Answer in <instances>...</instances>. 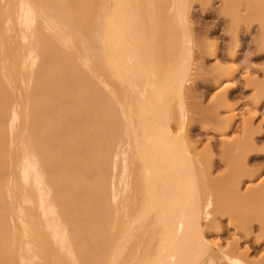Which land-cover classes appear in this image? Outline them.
Masks as SVG:
<instances>
[{"label": "rangeland", "instance_id": "374dc122", "mask_svg": "<svg viewBox=\"0 0 264 264\" xmlns=\"http://www.w3.org/2000/svg\"><path fill=\"white\" fill-rule=\"evenodd\" d=\"M17 1L19 3V0H0V8H1V23H2L1 27H2L3 38L6 41V39L10 37L6 41V43L8 44L6 49L9 54L14 56L15 62H17L18 76L23 78V80H20L18 78V83L16 85L17 86L16 95L17 97L19 96L22 97L27 92V83H28L27 77H29V74L32 70L31 68L32 61L27 59V56H26L27 51L24 50V43L21 41V39L20 40L18 39L19 27L17 23V17H18L17 13L19 12V10L17 8V5H18ZM70 1L72 2V5L70 8L75 10L74 14H76L77 22L79 21L81 23V25H79L80 23H78L79 27L83 26L84 29L81 27V30L86 35L87 33L90 35L91 34L90 30L85 29L84 21L88 25L90 24L89 26H91L92 23L94 26L93 20L96 18V16L101 14L100 12H102L101 10H103L104 5H106L107 0L106 1L104 0V2L103 0H96V1L68 0V2ZM101 1H102L101 4L103 6L99 4ZM170 1L166 0V2L167 3L169 2V4H167L165 1L161 4L158 3L157 7L160 8L163 6V8L167 11L166 12L163 9V12L164 13L166 12L165 14L167 15L168 13L169 15L165 16V14L162 12L161 13L162 17H160L161 16L160 14L158 18V19H161L162 22L157 21L158 19L156 20L157 22H155L157 26L160 25L161 27H163L162 25H164L163 27L164 30L161 29L160 26H158L160 30H155V33L157 35V36L155 35V38H157L158 40L161 39L159 40V42L162 41V43L158 45L160 49L158 51L159 53L157 54L160 56L159 62L163 61V63L164 62L166 63V56L164 54L165 52L166 54L168 53L167 47H166L167 46L166 41L168 42L167 39H169L171 31L173 29H177L176 28L177 21L173 19V13L170 12V9H169L171 5ZM235 1H237L235 2L236 7L238 6L237 9L238 10L241 9V10L239 11L240 12V20H239L240 22L236 21L234 23L233 22L234 20H232L233 17L225 13V8L228 6L226 4L228 3L227 1L225 0H191V5H189L190 9L188 12V24L190 26L189 31L192 33L191 35L192 44L190 43L191 44V53H190L191 67H190L189 74L187 76L188 82L186 85L185 95L183 97V100H184L183 104H184V107L186 108L185 114L187 115H184L186 117L184 116L182 117L179 114V109L177 108V106H175L176 104L172 105L173 116H174V121L172 125L176 131L178 132L184 131L183 133H185L186 135L188 134L187 137L190 140L191 145L195 148L196 151L198 150L197 153H200L201 158H203L207 164V167H208L207 170L209 173L208 177L211 180L216 181L217 187L214 193L216 194L215 197L217 196V198H219V202H218L219 204L216 208H214L211 221L207 222V225L209 226L205 227L206 240L208 242H215V243L220 244L221 246H223V250L225 251H234L237 257L244 258L253 264H264V37L262 36L261 18L259 16L257 15L247 16V17L245 16V18L242 19L243 18L242 16H244L247 12V7H249V2L253 3V1L251 0H235ZM259 1L261 2V5H264V0H259ZM165 4L168 5L167 6L168 10L166 9ZM189 4H190V1H189ZM91 6L93 9L92 11H89ZM52 7H54V5ZM99 8L101 10H97V12H94L96 11V9H99ZM93 12L96 14L94 15V19H92L93 15L91 14ZM2 13L4 14V16ZM55 13L60 16H62V14L64 15L63 12L62 14H60L57 11H55ZM7 15L9 16V19H11V21H9L11 23H8ZM164 18L166 19L165 21H164ZM91 20H92V23H91ZM169 20L171 24H168L167 26L170 28H173L171 31H167V30H170V28L167 29L165 26L166 21L167 23H170ZM163 21H164V24H163ZM56 22L58 23L57 20ZM238 22L239 24H236ZM35 25H36V28L40 30L43 37L45 36L43 38L44 44L47 42L45 44L46 45V48L44 49L45 52L43 51L44 53L43 57L46 60L45 62H47L48 60L49 62L44 63V59H42L43 61L41 60L40 64L43 65V68L41 70L44 72L43 76L45 77L44 78L42 76V83L43 82L45 83L43 84L44 85L43 88L46 89V91L50 95H48V93L46 92L42 93L43 94L42 100L48 101L49 99V103L47 101L46 102L41 101L43 104V107H42L43 111L42 110L41 112L39 111L40 114H38L39 112H37L38 114L37 118H40V119H37V118L35 119V116L31 115L32 113L34 114L36 112V111L34 112L33 110L34 107L32 108L31 106L30 115L32 116V119L36 121V124L37 123L39 124L38 126H36L39 128H36V127L35 128L37 130L38 129L41 131L43 130L42 134L40 133L39 130H38L39 132L35 130L34 125L36 124H34L35 123L34 120H33L34 121L33 123V121L30 119L32 122L29 123V124L32 123L31 126L34 129L30 127V125L28 126V128L30 127L29 129L31 131L33 129L32 133L36 132L37 133L36 135L39 137L37 138V136L34 135L35 133L32 134L31 131H29L30 135H34L36 137V138L33 137L34 141H36L35 139L37 140L40 139L42 135L47 134L48 131L51 132V129L55 130V131L53 130L54 136H52L53 132H51V134L49 135L47 134V136L45 135L46 136L45 141L48 139V142L47 141L43 142L42 141L43 139L39 140L41 143H43L42 146L44 145L45 148H46V145L47 147L50 146L48 148L50 150V154L48 153L49 152L48 149H47L48 152L45 150L46 153H48V155L46 153L45 154L48 156L49 159L47 158L46 155L43 156V153H41V152H45L41 148L43 149L45 148L41 146V143L39 144V141H36L37 144L36 142H33L30 145L31 146L30 148H32V150L34 149V150L39 151L40 155H42L41 158L44 157L42 158L43 162L45 159H47L45 161L46 162L45 165L47 166L46 169L48 170L49 173L47 172L48 176H46V178L49 177L53 179V180L50 179L49 181H48L49 178L46 179L47 186L48 187L51 186L52 188L50 189L51 192L50 190L47 192L49 193V195L47 194V199L48 197L49 198L51 197L53 200L52 201L50 199L51 205H52V202H54L53 204L56 208H54V206H52V208L49 206L50 200H48L49 205H45V206H47V208L50 207L51 210H53V208L54 210L56 209L55 210L56 213L54 211H51L49 208V210L51 211V216H48V217L54 218V215H56L60 219L63 217L62 222L66 224L67 226L68 232H69L68 234L70 236L71 234L73 235L71 236V239L74 245L76 246V249H78L81 252L80 260L82 264H109L111 248H112L110 245L114 243L113 239H115L114 236L116 234L114 229L110 228V226L113 225V224L111 225V223H113L115 219L114 217L115 212H113L115 211V208L111 206L110 198H109L110 196V176H113V174L114 176L115 175L120 176L121 175L120 172L123 169L122 165L119 164V169H118L119 172L117 170H114L113 163L115 164V161L113 159L114 156L112 155H114L113 152H115V147H116L115 143H117L115 141H117L118 134L120 135V129L122 133L127 128V121H126V117L124 114L123 104L120 100H118L121 96L117 97L116 95H114L113 92L117 91V86L116 88L114 87L115 90L113 89L114 90L113 91L110 88L111 84L109 87L104 77H102V75L98 73L97 69H95V66H93L94 69L91 67L92 64L89 63L85 57L84 59L83 55H81L80 53L76 54L75 53L76 50L74 51V49L68 46L66 47L63 42L61 44V42L58 39H56V37H54L55 33L54 32L52 33V31H50L48 28H47L48 30L45 28L44 22L41 18L36 21ZM169 25H172V26H169ZM158 27L156 29H159ZM167 32H169V35ZM159 33H160V36L158 35ZM164 33H167V35H164ZM12 34L13 35L17 34V35L16 37L14 35L13 37L14 39L12 38L11 40ZM164 37L166 39H164ZM45 38H47L48 41L47 39L45 40ZM11 41L13 42V44H10ZM48 42H49V47H48ZM50 45H52L53 47ZM51 48H53L54 50L52 51ZM70 49H72L71 50L72 52H69ZM61 53L63 54V56ZM54 55L56 56L55 59L53 57ZM50 57H52V60H53L52 62L56 68L55 67L53 68L54 66L53 64L51 65L52 62H50L51 61ZM65 61L67 62L65 63ZM161 62L159 64L163 65V63ZM45 64L48 66H45ZM41 65H38L39 69L36 67L37 71H40ZM27 68L30 70V72L27 71ZM47 68L54 69V71L51 70L50 72H53L52 73L54 75L53 77L57 82L53 81L54 79L51 76L52 74L48 72L49 70L47 71ZM24 69L26 70L24 71ZM63 71L65 75H62L64 74ZM25 72L26 73L28 72V73L26 74ZM21 74L25 75L24 76L25 78ZM45 75L46 76L49 75L50 77L49 76L46 77ZM71 75L75 83L73 82V80H71ZM43 78L45 79V81L43 80ZM66 80H67V83H66ZM59 82H61L60 85H59ZM65 84H66V87L64 88ZM50 85L52 86V90L53 88H55L54 90L57 94L54 92V90L52 91L50 89L51 88ZM5 87L7 91L8 90L10 91V89L7 86ZM112 88H113V85H112ZM58 90H61V92L60 91L58 92ZM75 90H77V92ZM51 91L53 93V96L59 97V98L57 97L58 99L55 98L57 101L51 95ZM71 93L74 96V98L70 96ZM13 96H14V93H12L11 91L9 97L11 99L10 104H12V107L15 102L17 103L16 101L17 98L15 99V96L14 97ZM61 97L63 98L61 99ZM24 99L22 101H24ZM59 99L61 100L59 101ZM50 102L52 105H49ZM77 103H79V105ZM50 108H52L53 110L51 111V114L54 115V116L51 115V117L49 116L50 110L48 111V109ZM64 108L66 112L63 110ZM11 110L8 111L7 116L9 118H11L10 116L12 115ZM75 110H77V112ZM54 112H56V114ZM46 113L48 116L45 115ZM41 115H42V119L44 118V116L48 117L49 119L45 118L46 120L42 121L40 117ZM77 116H80V117H77ZM9 118H7V120L10 121ZM80 118L81 120L84 121V123L83 121L80 120ZM18 119L15 121V124L19 128L22 123V119L21 118L19 119V123H18ZM63 119L65 122L64 125L63 123H61L63 122L62 121ZM182 119L183 120L186 119V121H183ZM37 120H40L39 121L40 123ZM47 120H50V122ZM45 121H46V124L52 123L51 129L48 128L51 126L48 124L46 125ZM182 122L185 123V126ZM79 123L81 125H79ZM83 124L85 125L82 126ZM116 124H118V126L120 127H118ZM40 125L42 129L40 128ZM45 125L46 127L44 128ZM116 126L118 129L116 128ZM113 127L115 128L114 130H113ZM3 129H5V136H4L5 146L3 148L4 150L3 152H5V154L3 155L4 156L3 159L5 162L8 163V164L6 163L8 168H7V172L5 176L2 177V186L0 190V193H3L4 195L6 194L8 196L7 197L5 195L7 198L6 199L3 194H0V197H1L0 198V201H1L0 211H2L0 212V224L1 223L4 224L0 228V237H1L0 240L2 241L0 242V248H1L0 254L4 258V263L6 262L7 264L8 262V264H11L12 262L10 261L13 259L12 260L13 264H15V260H14L15 257L16 258L19 257L18 259L22 258L21 259L22 261L20 260L22 264H74V262L71 259V255L67 252V250L65 248L61 249L62 247H60L61 245L59 243L56 244L57 241L52 235V232H50V230H48L47 232V228L44 229V227H47V224L46 223L42 224L44 223V219H42L41 216L39 215L41 213L37 212L41 208L39 207V205H37L35 198L32 196L34 195L37 198L38 195H36V193H33L32 190H31L32 193L28 191L29 193L28 194L26 191V192H23V195H21L22 191H18V195L15 194L14 199L12 195L11 196L9 195L10 194L8 190L9 189L8 179L10 177L8 175L10 173L9 167H11L10 164L12 160H15L16 158L14 159V157L12 156L11 147H9L11 144L10 142L12 140V136L9 137V134H11L10 126L6 124ZM8 130L10 131L8 132ZM107 132H109V134L111 133V135H108ZM113 132L116 134L113 135ZM48 136H52V137L47 138ZM108 137L111 138V140L108 139ZM51 138H53V140ZM52 142L55 143V145L53 144L54 146L50 145L52 144ZM81 142H83V144ZM111 143H113L112 144L113 146H111ZM80 145L82 147H80ZM108 145L111 147H109ZM65 146L68 148H66ZM61 148H63L64 151H62ZM79 148L81 149V153H79L80 152ZM6 149L7 151H5ZM68 150L70 151L73 150V152H69ZM65 151L67 152V154ZM62 152L63 153L65 152L64 153L65 156L63 155ZM60 154L63 157L62 159L60 158ZM70 156L72 157L70 158ZM76 156H77V159H76ZM8 157H10V159ZM51 158L55 161V163ZM72 159H74L73 160L74 162H71ZM9 160H11V162ZM48 160L50 162V166L53 169V171H51L52 169L49 166ZM77 162L79 165H77ZM75 163L77 165V169L75 167L76 166ZM53 164L54 165L57 164V165L53 166ZM70 164H71V167H73V170L75 171L72 170V168L70 167ZM102 164L105 167L103 172H101ZM60 165H61V168L64 170L60 168ZM57 167L61 169L60 174H62L63 172L67 173V176H62L64 178V181L61 175L58 176L57 172H59V169ZM54 169L55 170L58 169V170L55 171ZM77 170L79 172V176H77L78 174ZM54 172L57 176L54 175ZM68 172L72 174V176H70ZM95 172H96V175H95ZM75 173L77 174L75 175ZM50 174H53L55 178L51 176ZM127 176H135V175H133L132 172H128ZM57 177L58 179L60 178L59 179L60 181L57 179ZM94 177L97 179H94ZM107 177L109 178L108 180L109 183L107 181L108 179ZM80 180L82 181L81 183L84 184V186L81 185L83 189L80 186L81 189L78 190L79 189L78 185H80ZM92 181L94 183H92ZM50 182L52 185L49 184ZM57 182L59 183V185ZM89 183L92 184V188H90L91 186ZM76 184H77V187H76ZM53 185L54 186L56 185L57 187L56 188L54 187L53 189ZM58 188H60L61 191ZM56 191L58 192L57 194H56ZM79 191L83 195H85L84 200H82L83 196L81 197L82 194ZM91 191L93 192V195ZM34 192H36V190H34ZM52 193L57 195L59 204H57L56 202L57 201L56 196ZM20 195L23 199L22 198L20 199ZM2 196L4 198H2ZM53 196L55 197V199ZM91 196H93V199L90 198ZM10 198L12 199L13 205H11ZM29 198H31V201H32L29 207L33 205L32 206L33 208L26 207L29 209H24V210H26L27 213L31 212L32 216H28L27 218L31 220V217H32L31 222L33 224L36 223L37 227L35 226L36 224L32 226L31 230H29L30 234L28 235L26 230L22 228L23 226L21 224L22 222L25 221L26 217L24 216H26L27 213L26 211H22L21 209L23 213L24 212L26 213V214L24 213L25 214L24 215L18 208L20 206L17 205L18 206L17 207L15 206V204H18L19 202H20L19 205L23 204L24 199H29ZM60 198L62 199V201ZM13 200L18 203L16 202L14 203ZM79 200L83 202L84 206ZM86 201L89 202V205H87ZM33 202H36V203H33ZM108 203L110 204L108 205ZM85 204L87 205V207ZM34 205L35 206L37 205L38 207H36L35 209ZM80 205H82L83 208ZM14 206H15L14 212L16 213L18 212L17 214H15L16 217L14 216V212H12L14 209L11 208ZM88 206L90 207L88 208ZM3 207H4V210H3ZM222 207L224 208V210ZM16 208L18 209L16 210ZM31 209L33 212L31 211ZM134 209L135 211L137 210V213L140 211L138 208L137 209L134 208ZM134 209L133 208L131 209V207L128 208L130 212H134ZM122 210L120 212V220L123 217L124 220H121V221H124L126 223L125 221L126 217H124L126 215L125 214L126 211L125 210L122 211ZM128 210L127 212H129ZM11 213H12V216H11ZM20 216L22 217L23 220L19 218ZM35 216H36V219H35ZM151 217H153V219ZM154 217H155L154 214L149 217V219L151 218L153 222L152 221L150 222L148 219L142 224V226L138 227V229L135 232V237L132 238V242L130 244L131 246L130 248L128 247L127 249L126 253L128 254V256L125 253L126 255L122 259L124 261H121L122 264L123 263L129 264L130 262H133L134 264H140V260L143 258L142 253L140 254V251L147 252L149 249L156 248L157 242L159 240V236L157 235L158 234L157 226L154 225ZM40 220L42 223L40 222L38 224L37 221L39 222ZM147 222L148 223L150 222V225L149 224L147 225ZM13 224H15V227ZM19 224L21 225V227ZM42 225H45V226L39 227ZM123 226L121 228H123ZM17 227H18V230H17ZM121 228L120 230H123ZM3 229L5 230L7 229V231L5 230L3 231ZM9 230L10 232L8 233ZM19 230L21 232H18ZM24 230H25V233H24ZM110 231H111V234L113 235L110 234ZM150 231L152 233L151 236H150L151 234ZM48 233H50V235ZM15 234L16 235L20 234L21 238H20V235L16 236ZM81 236L83 238H81ZM15 237L16 239H19V240H16ZM51 237L54 238L55 243L53 239H51ZM109 237H111L112 239L110 238L109 240ZM136 237H138V239ZM8 238L9 240L7 241L8 243L10 242L9 243L10 246L5 247V244L7 243L5 239H8ZM36 238L38 242L35 240ZM81 239L83 240V242ZM28 240L29 241L32 240L33 242L32 241L31 242L33 243V245L31 242H28ZM134 240H135V243H133ZM11 242H12V245H11ZM109 242H110V245H109ZM14 243L18 244L17 246L15 245V247H17L16 249L13 246ZM152 243L154 244L152 245ZM23 245H25V248L23 247ZM12 246H13V251H12ZM33 246L40 247L37 253L33 251L35 248ZM7 248L8 249L10 248V250L7 251ZM21 248H24V249H21ZM131 249L134 252L131 251ZM31 251H33L34 253H31ZM17 252H19V254ZM28 252L31 254H28ZM22 253H24V256L26 257H24ZM149 254H150V250L148 251L147 255ZM6 255H7V259L5 258ZM126 260H127V263H126ZM204 264H207V262H205Z\"/></svg>", "mask_w": 264, "mask_h": 264}, {"label": "bare ground", "instance_id": "6f19581e", "mask_svg": "<svg viewBox=\"0 0 264 264\" xmlns=\"http://www.w3.org/2000/svg\"><path fill=\"white\" fill-rule=\"evenodd\" d=\"M93 1H96V0H93ZM164 1L166 2V0H107L106 5H104L103 10H101L102 7H101V9L100 8L96 9V11L93 10L94 12H97V10L102 11V12H100L101 14H99V12H98L99 15L97 14L98 16H96L95 19H94V15H96V14L94 12H93L94 14L91 13L93 15V18L92 17L91 18L94 19L93 20L94 26H93L92 20H91V23H92L91 26H89L90 24L88 25L84 21L85 29L90 30V33H91L90 35L88 33L86 35L81 30V27L83 28V26L79 27V25H81V23L79 21L77 22L76 14H74L75 10L70 8L72 5L71 1L68 2V0H19V3L17 1V4H18L17 8L19 10V12L17 13L18 14L17 23H18V27H19L18 39L19 40L21 39V41L24 43V50L27 51L26 52L27 59L32 61L31 72L27 68V71L30 72L29 77H27L28 75L26 76L27 81H28L27 92L22 97L21 96L17 97V95H16L17 86L16 85L18 83V78L20 80H23V78L18 76L17 62H15L14 56L9 54L7 52V49H6L7 45H8L6 43V41L10 37H8L6 39V41L3 38L2 27H1V25H2V23H1V8H0V69H1L0 70V190H1V186H2V177L5 176V174L7 172V168H8L7 167L8 163L5 162L3 159V157H4L3 155L5 154V152H3L4 151L3 148L5 146V143H4L5 129H3V128L6 124H8V126H10V129H11V132H10L11 134H9V137L12 136V140L10 142L11 144L9 147H11L12 156L14 157V159L16 158L15 160H12V162H11V160H9L11 162V164H10L11 167H9L10 173L8 174L10 177H9V179L7 178L8 182H9V184H8V188H9L8 190L10 193L9 195L10 196L12 195V197L14 199L15 194L18 195V191H22V193L21 192L20 193H21V195H23V192H26V191H27V193H28V191H30V193H32L31 190L33 191V193H36V195H38L36 198L34 195L31 194L35 198L37 205H39V207L41 208L40 209L41 212L39 209H37V210H39L37 212L41 213L39 215L41 216L42 219H44V223H42L41 220L39 222L37 221V223L39 224L41 222L42 224H45V223L47 224V227H44V229L47 228V232H48V230H50V232H52V235L54 236V238L57 241L56 244L59 243L61 245L60 247H62L61 249L65 248L67 250V252L71 255V259L74 262V264H82V263L80 260L81 252L78 249H76V246L74 245V243L71 239V236H73V235L71 234V236H70L68 234L69 233L68 228H67L66 224H64L62 222L63 217L61 218L62 220L60 218H58L56 215H54V218L48 217V216H51V211H54L56 213V211H55L56 209L54 210V208H56V207L53 204L54 202H52V205H51V200H52L51 197L50 198L48 197V199H47V194L49 195V193H47V192L50 189H52L51 186L48 187L47 183H46V179L49 178V177L46 178V176H48V173H49L48 170L46 169L47 166L45 165V163H46L45 161L47 159H45L43 162L42 158H44V157L41 158L42 155H40L39 151L34 150V149L32 150V148H30L31 147L30 145L33 142H36V141H39L42 139H43L42 141L44 142L47 134L48 135L51 134V132H53V130H54V129L53 130L51 129L52 123H49V124L47 123L48 125L51 126V127H48L51 129V132L46 131L47 134L44 133L46 136L42 135V137L40 136L41 137L40 139H38V140L35 139L36 141L33 140V137L37 136L36 135L37 133L34 132L35 133L34 134V133H32V131L39 124L38 123L36 124V121L34 119H32L31 115H34L35 119H36L38 117V114H40L41 110L43 111V109H42L43 104L41 101H45V100H42V96H43L42 93L43 92L48 93L46 91V89L43 88V86H44L43 84H45L44 82L42 83V76H43L44 72L41 70L43 68V65L40 64L41 60L44 59L43 51L45 52L44 49L46 48L45 44L47 42L44 44L43 38L45 36L43 37L42 33L40 32V30H38V28H36V25H35L36 21L40 18L43 20L45 28L46 29L48 28L50 31H52V33L54 32L55 33L54 37H56V39H58L61 42V44L63 42L66 47L68 46V47L74 49V51L76 50L75 51L76 54L80 53L81 55H83V58L85 57L86 60L92 64V66L91 65L90 66L93 69H94L93 66H95V69H97L98 73H100L102 75V77H104V79L106 80L109 87L111 84L110 88L112 90L113 89L115 90V88L117 86V91L113 90L114 91L113 93L117 97L121 96L120 97L121 99L119 98L118 100H120L123 104L124 114H125L126 121H127V128L125 131L122 130L123 131L122 133H121V129H120V135L118 134L117 141H115L116 138L114 139V141L117 142V143H115L116 147H115V152H113L114 155H112V156H114L113 159L115 161V164L113 163L114 170L118 171L119 164H121L123 169L120 173H121V175L122 174L123 175L122 176L121 175L120 176L119 175L114 176V174H113V176H110V196H109V198H110L111 206L115 208V211H113V212H115L114 213L115 219H114L113 223H111V225L113 224L112 225L113 227L110 226V228L114 229L117 236L115 234V236H114L115 239H113L114 243L112 245H110L111 241L109 242V245L112 247L111 248V255H110V259H109L110 260L109 264H122L121 261H124L122 259L127 254L126 252H127L128 247L130 248V246H131L130 244L132 242V238L135 237L136 230L138 229V227L142 226V224L145 221H147L149 219V217L153 214L155 215L154 225L157 226V231H158L157 235L159 236V240L157 242L155 249H149L150 250L149 255H147L149 250L147 252H143V251L141 252L140 251V254L142 253V256H143V258L141 260L139 259L140 264H202L203 262L204 263L207 262V264H253L244 258L237 257L236 253L234 251H225V250H223V246H221L220 244L215 243V242H208L205 238V227L209 226V225H207V222L211 221V218H212L213 212H214V208H216L219 204L218 203L219 198H217V196L215 197L216 194L214 193L215 189L217 187L216 181H213L208 177L209 173L207 170V168H208L207 164L204 161V159L201 158L200 153H197L198 150L196 151L195 148L191 145L190 140L187 137L188 134L186 135L185 133H183L184 131L183 132L176 131L172 125V123L174 121L172 105L176 104L175 106H177V108L179 109V114L182 117L184 115H187V114H185L186 108L184 107V104H183V101H184L183 97L185 95L186 85L188 82L187 76L189 74L190 67H191L190 53H191V44H192V42H191L192 33L189 31L190 26L188 24V12L190 9L189 5H191V0H171V1L168 0V1H170V4H171L169 7L170 12L173 13V19L175 21H177V26H176L177 29H173V28H170L167 26L168 24H171L170 20H169L170 23H167V21L165 22L166 28L167 29L170 28V30H167V29L166 30L167 31H171L172 29L173 30L170 33L169 39H167L168 42L166 41V44H167L166 47H167V52H168L167 54H166V52L164 54L166 56V63L165 62L163 63V61L162 62L160 61L161 63H163V65H160L159 64L160 63L159 62L160 56L157 53H159L158 51L160 49V47L158 45H160V43H162V41L159 42V40H161V39L158 40L157 38H155V35H156L155 30H160V28L164 30V28H163L164 25H162L163 27L158 25V26H160V28H159L155 22L161 21V19H158V18H159V15L163 12L164 8H163V6L159 8V7H157V5H158V3L159 4L163 3ZM189 1H190V4H189ZM225 1L228 2V3H226L228 6L225 8V13H227L233 17L232 20H234L233 21L234 23L236 21H239L240 20V12L239 11L241 9L240 10L237 9L238 6L236 7V4H235V2H237V1H235V0H225ZM251 1H253V3L249 2V7L246 6L247 12L244 16H242L243 18L242 17L241 18L244 19L245 16L246 17L247 16H256V15L259 16L261 18L262 36L264 37V5H261V2L259 0H251ZM103 2H104V0H103ZM101 3H102V1L99 4H101ZM167 4H169V2ZM167 4H165V5H166V9L168 10ZM53 5H54V7H52ZM86 8H88V7H86ZM92 9L93 8L91 6L89 11H92ZM55 11H57L60 14H62V12H63L64 15L63 14H62V16L57 15L55 13ZM157 14H158V16H157ZM168 15H169L168 13H167V15L165 14V16H168ZM3 16H4V14H3ZM160 17H162V14ZM56 20L58 21V23L56 22ZM83 20H84V18H83ZM165 20L166 19L164 18V21ZM9 21H11V19H9V16H8V23H11ZM164 21H163V24H164ZM239 22L236 24H239ZM78 23H80V24L78 25ZM86 25L89 27H87ZM169 26H172V25H169ZM157 27L159 29H156ZM89 28H91V29H89ZM157 32H159V31H157ZM160 33L158 34L159 36H160ZM167 33L169 35V32H167ZM167 33H164V35H167ZM12 35H11V40L14 37V35L16 37L17 34H14L13 36ZM167 38H168V36H167ZM46 39L47 38H45V40ZM156 39L158 40V42ZM164 39H166V38L164 37ZM47 41H48V39H47ZM14 42H15V40H14ZM10 44H13V42L11 41ZM44 45H45V47H44ZM50 46H52V45H50ZM48 47H49V42H48ZM72 49H70L69 52H72L71 51ZM51 50L53 51L54 49L51 48ZM164 50H165V48H164ZM46 51H47V49H46ZM162 51H163V49H162ZM56 53H57V51H56ZM163 53H162V55H163ZM50 55H52V54H50ZM62 56H63V54H62ZM165 56H163V57H165ZM53 57H54V59L56 58L55 55ZM50 58H51L50 62H52L53 61L52 57H50ZM45 61L46 60L44 59V63L49 62V60L47 62H45ZM66 62L67 61H65V63ZM73 62H75V61H73ZM52 64H53V62L51 63V65ZM38 65H41L40 71L36 70L38 68ZM60 65H61V63H60ZM45 66H48V65L45 64ZM54 67H55V65L53 66V68ZM59 68H58V70H59ZM63 69H64V67H63ZM25 70L26 69H24V71ZM51 70L54 71V69L47 68V71L52 74L53 72H50ZM24 71H22V72H24ZM63 73H64V71H63ZM62 75H65V73ZM22 76L24 77L25 75H22ZM48 76L49 75H47L46 77H48ZM51 76L53 77L54 75L52 74ZM44 78H43V80L45 81ZM66 78H67V76H66ZM53 79H54V77H53ZM71 80H73L72 75H71ZM53 81H56V80L54 79ZM73 82H74V80H73ZM60 83L61 82H59V85H60ZM66 83H67V80H66ZM70 85H71V83H70ZM112 85H113V88H112ZM5 86H7L10 89V91L8 90L10 93H11V91H12V93H14L15 99L17 98V100H16L17 103L14 101L16 104L13 102L14 103L13 107H12V104H10V100H11L9 97L10 93L5 89L6 88ZM65 87H66V84H65L64 88ZM58 88H60V87H58ZM74 88H75V86H74ZM50 89L52 90V86ZM54 89L55 88H53V90ZM52 91H51V95L53 96ZM59 91L61 92V90H58V92ZM75 91L77 92V90H75ZM54 92H55V90H54ZM22 94H23V92H22ZM48 95H50V94L48 93ZM61 95H62V93H61ZM46 96H44V97H46ZM52 96H50V97H52ZM70 96H72L74 98L72 93L70 94ZM57 97L58 96H56V97L53 96L54 99ZM93 97H94V95H93ZM62 98L63 97H61V99ZM23 99L25 102L22 101ZM61 99H59V101ZM67 99H68V97H67ZM47 102L49 103V99ZM51 102H53V101H51ZM51 102L49 105H52ZM77 104L79 105V103H77ZM31 106H32V108L34 107L33 110H34V112L35 111L36 112L34 114L32 113L30 115ZM45 109H47V108H45ZM9 110L12 111V113H11L12 115L10 116L11 118H9L7 116ZM49 110H50V113L49 112H47V113H49L50 114L49 116L51 117V115H52L51 111H53V110H52V108L48 109V111ZM63 110L65 111V108ZM75 111L77 112V110H75ZM37 112H39V113L37 114ZM47 113L45 114L46 116H48ZM54 113L56 114V112H54ZM113 114H114V112H113ZM46 116H44L43 119H42V115L40 116L42 121L49 119ZM52 116H54V115H52ZM80 116H77V117H80ZM184 117H186V116H184ZM7 118H9L10 121L7 120ZM18 118L22 119V123H21L19 128L15 124V121ZM68 118H69V116H68ZM19 119H18V123H19ZM30 119L32 121L33 120L35 121V123L33 121V123L36 124V125H34V128L31 126L32 123L29 124L30 122H32ZM37 119H40V118H37ZM80 120H81V118H80ZM37 121L39 122L40 120H37ZM47 121L50 122V120H47ZM51 121H52V119H51ZM62 121L63 122H61V123H63V125H64V123H65L64 119ZM81 121H83V120H81ZM81 121H80V123H81ZM183 121H186V119ZM80 123H79V125H81ZM83 123H84V121H83ZM115 123H117V122H115ZM45 124H46V121H45ZM183 124L185 126V123H183ZM29 125H30V127L33 128L32 131L29 129L30 127L28 128ZM46 125L44 126V128L46 127ZM84 125L85 124H83L82 126H84ZM109 125H111V124H109ZM116 125L118 126V124H116ZM117 126H116V128H117ZM180 126H181V124H180ZM87 127H89V126H87ZM105 127H106V125H105ZM118 127H120V126H118ZM36 128H39V127H36ZM36 128H35V130H37ZM40 128L42 129L41 125H40ZM64 128H65V126H64ZM84 129H85V127H84ZM114 129L115 128L113 127V130ZM9 131L10 130H8V132ZM29 131H31V133L34 134L35 136L30 135ZM39 131L42 134L43 130L42 131L39 130ZM107 133H108V135H111V133L110 134H109V132H107ZM117 133H118V131H117ZM52 134H53L52 136H54V132ZM115 134L116 133L113 132V135H115ZM52 136H48L47 138H50ZM109 137H108V139L111 140L112 136H111V138H109ZM37 138H39V137L37 136ZM53 138H51V139L53 140ZM126 139H127V141H126ZM46 141L48 142V139ZM82 141H83V139H82ZM93 142H94V140H93ZM40 143L41 142L39 141V144ZM81 143L83 144V142H81ZM85 143H86V141H85ZM36 144H37V142H36ZM42 144L43 143H41V146H42ZM53 144L55 145V143H53V142L50 145H53ZM112 144L113 143H111V146H113ZM93 145H94V143H93ZM111 146H109V147H111ZM42 147H44V145ZM49 147H47V145H46V148L44 147L45 149H43L41 147L40 148L43 151L46 150L48 152ZM80 147H82V146L80 145ZM66 148H68V147H66ZM41 149H40V151H41ZM61 149H62V151H64L63 148H61ZM111 149H113V148H111ZM5 151H7V149ZM46 151L41 152V153H43V156L46 154L48 155V153L50 154V150L48 153H46ZM68 151L73 152V150L72 151L68 150ZM64 153H63V155H64ZM79 153H81V149H80ZM52 154H54V153H52ZM66 154H67V152H66ZM68 155H70V154H68ZM71 157L72 156H70V158ZM8 158L10 159V157H8ZM47 158H48V156H47ZM60 158L61 159L63 158L61 156V154H60ZM64 158H66V157H64ZM76 159H77V156H76ZM73 160L74 159H72L71 162H74ZM78 160H79V158H78ZM80 160H81V158H80ZM60 161H62V160H60ZM48 163L50 166L49 160H48ZM54 163H55V161H54ZM56 165L53 164V166H56ZM75 165H76V163H75ZM77 165H79L78 162H77ZM77 165L75 166L76 169H77ZM70 167H71V164H70ZM50 168H51V166H50ZM60 168H61V165H60ZM71 168L73 170V167H71ZM85 168H87V167H85ZM61 169H59V172H57L58 176L59 175H61V177L67 176V173H64V172L63 173L66 175H64L62 172H61L62 174H60ZM104 169H105V167L102 164L101 172H103ZM57 170H55V171H57ZM62 170H64V169H62ZM51 171H53V169ZM73 171H75V170H73ZM112 172H113V170H112ZM128 172H132L133 175H135V176H127ZM77 173H75V175L77 174V176H79L78 170H77ZM105 173H106V171H105ZM92 174H94V173H92ZM50 175L53 176V174H50ZM54 175H56L55 172H54ZM69 175L72 176V174H70V173H69ZM73 175H74V173H73ZM95 175H96V172H95ZM50 179L51 178H49L48 181ZM57 179H58V177H57ZM57 179H55V180H57ZM91 179H92V177H91ZM94 179H97V178L94 177ZM51 180H53V179H51ZM81 180H82V178H81ZM81 180H80V185H78L79 186L78 190L81 189V187H82L81 185L84 186V184L81 183L82 182ZM108 180H109V178L107 179V181ZM63 181H64V178H63ZM231 181H232V179H231ZM92 183H94V182L92 181ZM108 183H109V181H108ZM49 184L52 185L51 182ZM58 185H59V183H58ZM90 186H91L90 188H92V184H90ZM54 187L56 188L57 186L53 185V189H54ZM76 187H77V184H76ZM224 188H222V189H224ZM33 189L36 190V192H34ZM58 189L61 191L60 188H58ZM82 189H83V187H82ZM87 190H86V192H87ZM37 191H38V193H37ZM50 192H51V190H50ZM81 192H82V190H81ZM93 192H94V190H93ZM93 192H92V195H93ZM57 193L58 192L56 191V194ZM0 194H3V193H0ZM28 194H27V196H28ZM52 194H54V193H52ZM21 195H20V199L22 198ZM45 195H46V197H45ZM6 196H5V198H6ZM55 196L57 199V195H55ZM84 196L85 195H83V194L81 195L82 200L85 199ZM44 197L46 198L47 202H46ZM2 198H4V197L2 196ZM90 198L93 199V196H91ZM29 199H24V201H23L24 203L20 204V205H19L20 202L18 203L14 200L13 201H14V203L15 202L18 203V204H15V206H17V205L20 206V207L17 206L20 209V211H21V209H22V211H26L24 209L33 208L32 204H31L32 206L29 207L30 203H32L31 198H29ZM54 199H55V197H54ZM48 200H50L49 201L50 205H49ZM80 200H81V198H80ZM107 200H109V199H107ZM10 201H11V205H13L11 198H10ZM20 201H22V200H20ZM61 201H62V199H61ZM5 202H3V203H5ZM36 202H33V203H36ZM56 202H57V204H59L58 199ZM81 203L83 204V202H81ZM110 203H108V205ZM37 205L36 206L34 205L35 209H36V207H38ZM45 205H49L51 208H52V206H54V208H53V210H51V208L49 207L51 210L50 211L49 208H47V206H45ZM87 205H89V202H87ZM87 205H86V207H87ZM15 206L11 207V208L14 209ZM80 206H82V205H80ZM83 206H84V204H83ZM83 206H82V208H83ZM26 207H29V208H26ZM89 207L90 206H88V208ZM129 207H131V209L132 208L133 209L138 208L140 211L137 213V210L135 211V209H134V212H130L128 210ZM18 208H16V210ZM122 209L126 211V213H125L126 215L124 216V217H126V220H125L126 223L124 221H121V220H124L122 217V215L124 213L121 215L122 218L120 220V212ZM3 210H4V207H3ZM127 210L129 212H127ZM223 210H224V208H223ZM14 211H15V209L12 212H14ZM31 211H32V209H31ZM0 212H2V211H0ZM17 213L14 212V216ZM26 213H27V211H26ZM30 214H31V212H28L26 216L23 215L24 217H26L24 222H22V220H23L21 217L22 215L19 217L22 219L21 220V222H22L21 224L23 226L22 228H24L26 230L28 235L30 234L29 230H31V227L36 224V223L33 224L31 222L32 217H31V220L29 218H27L28 216H32V214L31 215ZM11 216H12V213H11ZM36 216H35V219H36ZM151 218L153 219V217H151ZM151 218L149 219L150 222L152 221ZM11 219H12V217H11ZM110 220H111V218H110ZM15 222H16V220H15ZM150 222L149 223L147 222V225L148 224L150 225ZM12 223H13V221H12ZM7 224H6V226H7ZM123 224H124V226H123ZM3 225L4 224L1 223L0 228ZM13 225L15 227V224H13ZM35 226L37 227V224ZM43 226H45V225H42L39 227H43ZM122 226H123V228H121ZM20 227H21V225H20ZM152 227H153V225H152ZM120 228L123 230H120ZM4 230L5 229H3V231ZM17 230H18V227H17ZM25 230H24V233H25ZM5 231H7V229ZM151 231H152V229H151ZM151 231H150V233H151ZM9 232H10V230L8 231V233ZM18 232H21V231L19 230ZM48 234L50 235V233H48ZM110 234H111V231H110ZM19 235H16V236H19ZM111 235H113V234H111ZM151 235H152V233L150 234V236ZM137 236H138V234H137ZM26 237H28V236H26ZM30 237H31V235H30ZM20 238H21V235H20ZM54 238L51 237V239H53V241H54ZM81 238H83V237L81 236ZM110 238L111 237H109V240H110ZM136 238L138 239V237H136ZM15 239H16V237H15ZM5 240L6 241L9 240V238L5 239ZM16 240H19V239H16ZM16 240H15V242H16ZM26 240H27V238H26ZM35 240L38 242L37 238ZM135 240L133 243H135ZM31 241L32 240H30V241L28 240V242H31ZM0 242H2V241L0 240ZM82 242H83V240H82ZM9 243L7 241V243L5 244V247L10 246ZM54 243H55V241H54ZM59 244H58V246H59ZM153 244L154 243H152V245ZM11 245H12V242H11ZM15 245L17 246L18 244L14 243L13 246L15 247ZM32 245H33V243H32ZM13 246H12V251H13ZM23 247L25 248V245H23ZM33 247H35V246H33ZM16 248L17 247H15V249ZM24 248H21V249H24ZM39 248L40 247L36 246L34 248V250H33V248H32V250L35 253H37L39 251ZM80 248H82V247H80ZM26 249H27V247H26ZM8 250H10V248L9 249L7 248V251ZM33 251H31V253H34ZM129 251H130V249H129ZM131 251H133V250L131 249ZM17 253L19 254V252H17ZM31 253L28 252V254H31ZM4 254H6V253H4ZM22 255L24 256V253H22ZM127 256H128V254H127ZM24 257H26V256H24ZM5 258L7 259V255ZM18 258L15 257V259H14L15 264H22L20 262V260L22 258H20V259H18ZM127 259H128V257H127ZM12 260L10 261V262H12L11 264H13ZM128 261H129V259H128ZM3 263H4V258L1 255L0 256V264H3ZM23 263H24V261H23ZM126 263H127V260H126ZM132 263L133 262H130L129 264H132ZM4 264H6V262ZM7 264H8V262H7Z\"/></svg>", "mask_w": 264, "mask_h": 264}]
</instances>
